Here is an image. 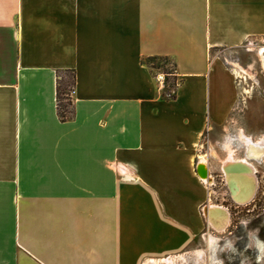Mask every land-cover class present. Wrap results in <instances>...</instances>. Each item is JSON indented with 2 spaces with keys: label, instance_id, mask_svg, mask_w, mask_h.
<instances>
[{
  "label": "crops",
  "instance_id": "obj_1",
  "mask_svg": "<svg viewBox=\"0 0 264 264\" xmlns=\"http://www.w3.org/2000/svg\"><path fill=\"white\" fill-rule=\"evenodd\" d=\"M254 43L264 63V0H0V264L185 251L209 224L198 147L239 98L219 51ZM150 58L170 62L173 87Z\"/></svg>",
  "mask_w": 264,
  "mask_h": 264
},
{
  "label": "rangeland",
  "instance_id": "obj_2",
  "mask_svg": "<svg viewBox=\"0 0 264 264\" xmlns=\"http://www.w3.org/2000/svg\"><path fill=\"white\" fill-rule=\"evenodd\" d=\"M230 66L238 68V102L227 124L206 132L198 147V160L203 158L210 169L207 184L210 204L222 206L228 213L223 231H215L208 223L202 235L182 253L153 264H264V157L249 155L243 136L264 140V63L256 43L248 49L219 51ZM153 63H150V65ZM155 70L166 77L173 87L174 70L164 62L156 61ZM235 159H247L257 173L252 199L239 204L231 197L222 170L228 150ZM257 182V183H256ZM211 237V238H210ZM212 239L215 243L211 242ZM259 257V261H258ZM168 259V260H167Z\"/></svg>",
  "mask_w": 264,
  "mask_h": 264
},
{
  "label": "bare ground",
  "instance_id": "obj_3",
  "mask_svg": "<svg viewBox=\"0 0 264 264\" xmlns=\"http://www.w3.org/2000/svg\"><path fill=\"white\" fill-rule=\"evenodd\" d=\"M235 73H240L238 68H235ZM243 139L250 156L256 159L264 157L263 139L254 141L247 136H243ZM222 170L225 174L226 182L229 186L233 200L239 204L248 203L254 194V184L256 180L255 174L257 173L255 167L250 164L247 159H235L233 150L229 149ZM197 173L202 181H205L206 183L209 182L210 175L207 164L203 158L199 161ZM204 213L210 226L215 231L221 232L224 230L228 222V213L225 208L219 205L209 204L205 208ZM211 242H213L212 239H210V243Z\"/></svg>",
  "mask_w": 264,
  "mask_h": 264
},
{
  "label": "trees",
  "instance_id": "obj_4",
  "mask_svg": "<svg viewBox=\"0 0 264 264\" xmlns=\"http://www.w3.org/2000/svg\"><path fill=\"white\" fill-rule=\"evenodd\" d=\"M156 61L164 62L166 65L172 67L170 62L165 58H150L144 59L142 62L152 69H155L154 63ZM150 63H153L150 65ZM57 76V88H56V100H57V112L61 121H66L73 116V107L71 100V93L75 86V74L73 70H62L56 73Z\"/></svg>",
  "mask_w": 264,
  "mask_h": 264
},
{
  "label": "built area",
  "instance_id": "obj_5",
  "mask_svg": "<svg viewBox=\"0 0 264 264\" xmlns=\"http://www.w3.org/2000/svg\"><path fill=\"white\" fill-rule=\"evenodd\" d=\"M157 80H158L159 84L163 85V83H164V76L162 74H159L157 76Z\"/></svg>",
  "mask_w": 264,
  "mask_h": 264
},
{
  "label": "clouds",
  "instance_id": "obj_6",
  "mask_svg": "<svg viewBox=\"0 0 264 264\" xmlns=\"http://www.w3.org/2000/svg\"><path fill=\"white\" fill-rule=\"evenodd\" d=\"M213 243H215V242L213 241ZM260 247H261V250L264 251V245H260ZM258 261H259V257H258ZM213 264H221V262L214 261Z\"/></svg>",
  "mask_w": 264,
  "mask_h": 264
}]
</instances>
